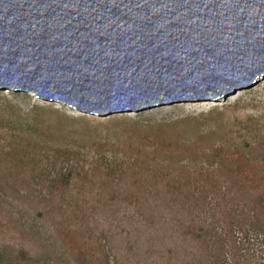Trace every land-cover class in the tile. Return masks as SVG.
<instances>
[{"label":"water","instance_id":"95a60500","mask_svg":"<svg viewBox=\"0 0 264 264\" xmlns=\"http://www.w3.org/2000/svg\"><path fill=\"white\" fill-rule=\"evenodd\" d=\"M264 83V0H0V95L102 126Z\"/></svg>","mask_w":264,"mask_h":264},{"label":"trees","instance_id":"16d2710c","mask_svg":"<svg viewBox=\"0 0 264 264\" xmlns=\"http://www.w3.org/2000/svg\"><path fill=\"white\" fill-rule=\"evenodd\" d=\"M7 126L0 118V163L11 164L18 172H30L32 178L23 181L39 186V191H35L40 201L51 202L57 195L66 200L52 206L75 225L71 231L92 232L87 215L73 194V185L95 178L104 185H122L131 179L137 194L143 195L145 190L153 192L163 183L164 197L171 202L167 209L173 215L168 222L182 229L186 241L198 245L195 251L182 249L177 253L173 259L178 264H264V137L255 135L259 130L240 127L209 148L202 145L211 140V135L199 137L195 145L184 146L157 135V140L151 142L147 136L148 143L140 148L130 146L122 156L99 152L92 157L95 162L86 166L82 163V149H50L38 140L26 141L21 135H10ZM31 127L28 125V130L34 129ZM98 146L106 148L108 144ZM39 215L43 217V213ZM23 218H19L23 234L31 235L43 249L31 255L22 248L16 251L0 246V264H70L51 253L44 232L35 222ZM106 247L107 241L99 245L100 258L95 254L89 257L80 250L78 264H118L104 250Z\"/></svg>","mask_w":264,"mask_h":264},{"label":"rangeland","instance_id":"374dc122","mask_svg":"<svg viewBox=\"0 0 264 264\" xmlns=\"http://www.w3.org/2000/svg\"><path fill=\"white\" fill-rule=\"evenodd\" d=\"M0 118L9 124L7 133L12 136L21 135L26 141L38 140L50 149H82L85 155L82 163L89 166L95 162L92 157L99 152L108 156L117 152L122 156L128 147L137 149L144 142L148 143L147 136L151 142L157 140V135L176 146H184L195 145L199 143V137L211 135L208 138L211 140L202 145L209 148L230 132L249 126L259 130L255 135L262 138L264 83L257 84L251 93L237 94L235 100L226 104L184 106L160 115L157 113L140 123L133 121L110 126H102L83 115L41 111L20 94L8 93L0 95ZM30 124L34 129L28 130ZM102 143H107L108 147H99ZM18 171L12 169L11 164L0 163V246H9L16 251L22 248L31 255L41 252V245L22 232L19 218L24 216V221L35 222L42 229L51 253H57L70 264L79 263L80 250L89 257L91 254L101 256L99 245H105L106 241L104 250L118 264H178L173 259L177 253L180 254L182 249L195 251L198 247L189 239L186 241L182 229L174 226L175 223L168 222L173 215H169L167 209L171 202L164 197L163 183L153 188V192L145 190L143 195L137 194L129 178L122 185H104L98 178L83 185H73V194L78 197L92 230L78 233L71 231L75 225L66 221L67 215L64 213V217L60 210L53 208L66 200L57 195L51 202L40 201L35 191H39V186L34 182L26 185L23 181L32 178L30 172Z\"/></svg>","mask_w":264,"mask_h":264}]
</instances>
